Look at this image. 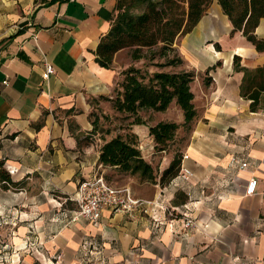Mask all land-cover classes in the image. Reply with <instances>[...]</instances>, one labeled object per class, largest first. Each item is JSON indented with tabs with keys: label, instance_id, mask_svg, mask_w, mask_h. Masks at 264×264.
<instances>
[{
	"label": "crops",
	"instance_id": "obj_1",
	"mask_svg": "<svg viewBox=\"0 0 264 264\" xmlns=\"http://www.w3.org/2000/svg\"><path fill=\"white\" fill-rule=\"evenodd\" d=\"M117 0H0V159L20 187H0V264H90L81 259L85 239L98 246L91 264H264V92L257 110L240 92L244 71L264 65L259 51L215 3L176 44L182 68L194 72L197 116L183 146L194 175L160 183L173 151L158 149L149 125L183 121L175 101L156 120L134 124L154 180L99 162L110 138L94 128L103 97H112L122 70L133 63L115 52L111 67L96 60ZM264 39V16L255 27ZM54 72L47 74L45 63ZM109 101V100H108ZM110 102V101H109ZM109 107H110V103ZM177 106V118L169 115ZM158 119V120H157ZM104 135V136H103ZM105 137V138H104ZM232 156L247 160L229 165ZM102 171L134 195L180 207L188 202L196 226L180 217L158 223L159 208L112 213L93 223L68 217L79 182ZM158 172V171H157ZM258 179L246 192L250 177Z\"/></svg>",
	"mask_w": 264,
	"mask_h": 264
},
{
	"label": "trees",
	"instance_id": "obj_2",
	"mask_svg": "<svg viewBox=\"0 0 264 264\" xmlns=\"http://www.w3.org/2000/svg\"><path fill=\"white\" fill-rule=\"evenodd\" d=\"M212 1H116L110 28L101 36L95 50L97 62L104 67H111L115 52L128 48L133 61L147 58L151 66L143 70L134 62L129 64L122 70L123 77L118 81L114 95L103 97L111 102L112 108L126 113L132 120L129 122L130 133H117L103 142L99 162L115 166L125 173H138L143 179L154 180L155 169L143 157L137 135L132 131L134 124H146L147 120L140 115L141 110L163 111L172 101L182 110V122L160 120L149 125V134L158 149L168 148L167 143L175 139L180 126L193 127L192 122L194 124L197 116L191 89L194 72L182 68L184 60L177 53L174 43L178 37L194 28ZM216 1L231 22V32L241 31L257 50L264 51V39L255 33V27L264 16V0ZM170 51L175 53L170 56ZM156 56L164 59L155 60ZM178 66L177 69H171ZM233 66L236 70L244 71L240 92L250 99L251 110H257L264 92V65L254 70L246 69L240 65V57L235 55ZM93 123L97 129L98 115ZM182 155L183 152L176 153L162 171L159 179L161 184L169 183L177 175ZM22 183V180H12L9 170L0 159V187L16 188Z\"/></svg>",
	"mask_w": 264,
	"mask_h": 264
},
{
	"label": "built area",
	"instance_id": "obj_3",
	"mask_svg": "<svg viewBox=\"0 0 264 264\" xmlns=\"http://www.w3.org/2000/svg\"><path fill=\"white\" fill-rule=\"evenodd\" d=\"M45 69L47 74L54 72L52 63L46 62ZM187 153H183L181 164L177 175L171 179V183L178 181L187 182L194 175V171L183 162L187 158ZM249 164L247 160L238 159L232 156L229 165L232 167L244 168ZM258 179L255 176L250 177L246 192L252 194L257 187ZM70 199L76 201V209L68 217V221L74 222L79 218L86 219L93 223L97 222L103 209L107 208L112 213L122 212L132 214L135 210L150 211L159 208L160 215L154 217L158 223L168 218L180 217L183 220V227L189 229L196 226V218L193 215L192 207L188 202L180 207L172 206L157 199H146L134 195L128 185H116L109 182L102 171L95 172L91 177L79 182L77 192L70 196ZM81 259L86 263H92V255L99 252L98 246L92 245L91 241L85 239L81 245Z\"/></svg>",
	"mask_w": 264,
	"mask_h": 264
},
{
	"label": "rangeland",
	"instance_id": "obj_4",
	"mask_svg": "<svg viewBox=\"0 0 264 264\" xmlns=\"http://www.w3.org/2000/svg\"><path fill=\"white\" fill-rule=\"evenodd\" d=\"M215 3V0H213L210 5L208 6V8L206 9L209 10V8H211V6H213V4ZM182 36L178 37L174 43V46L176 47L177 53L178 49L176 44L180 41ZM120 60L125 59L126 55H130V50L128 48H124V50H122V52H120ZM173 53H175L174 51H170L169 55L172 56ZM180 54V53H179ZM164 58H161L159 56H156L155 60H163ZM142 62L139 63L140 67L143 70H148L146 69L147 66L150 65V60L147 58H143L140 59ZM151 66V65H150ZM168 68V67H167ZM178 67L175 68H171V69H177ZM149 69H152V67H149ZM108 100H104L103 104H101L100 106H98V127L100 129V131L102 133H108V136H113L117 133H121L123 135L130 133V121L132 120V117L130 116H126V113L123 112H119L117 110H115L114 108H112L111 106V102L110 103V107L108 104ZM160 111H155V110H151V109H143L140 112V115L142 116H146L148 119H152V120H156L155 118H160L161 114L159 113ZM170 116H172L174 119L177 118L178 115V108L177 106H173L171 108V111L169 113ZM157 119V120H158ZM193 125V122H192ZM191 125V126H192ZM192 127H184V126H180L178 129V132L176 133V137L173 141H169L167 144L168 145V149L173 151V156L176 153H181L183 152V146H184V142L188 137L189 132L191 131ZM153 167L155 169V173L156 176L159 174V170L155 168L154 164ZM158 171V172H157ZM33 264H37V262H33Z\"/></svg>",
	"mask_w": 264,
	"mask_h": 264
}]
</instances>
